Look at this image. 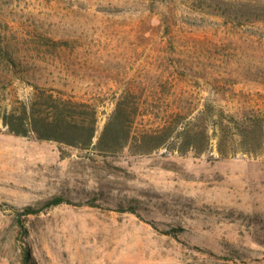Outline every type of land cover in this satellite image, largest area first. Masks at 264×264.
Returning <instances> with one entry per match:
<instances>
[{
  "label": "rangeland",
  "instance_id": "374dc122",
  "mask_svg": "<svg viewBox=\"0 0 264 264\" xmlns=\"http://www.w3.org/2000/svg\"><path fill=\"white\" fill-rule=\"evenodd\" d=\"M34 85L95 106L98 135L123 95L136 133L205 106L264 113V0H0V117ZM27 251L29 264H264V150L104 155L0 118V264Z\"/></svg>",
  "mask_w": 264,
  "mask_h": 264
},
{
  "label": "trees",
  "instance_id": "16d2710c",
  "mask_svg": "<svg viewBox=\"0 0 264 264\" xmlns=\"http://www.w3.org/2000/svg\"><path fill=\"white\" fill-rule=\"evenodd\" d=\"M137 117L138 108L131 105L130 96L123 95L98 135L95 106L67 97L64 92L34 85L24 99L3 106L0 118L11 134L78 150L95 149L104 155L119 154L126 148L136 154L166 148L182 155H202L216 147L221 157L259 155L264 150V113L259 110L228 113L205 106L194 116L176 111L158 126L136 133L133 125ZM68 201L62 194L54 195L42 208L26 206L25 215ZM29 259L27 251L25 264H29Z\"/></svg>",
  "mask_w": 264,
  "mask_h": 264
}]
</instances>
